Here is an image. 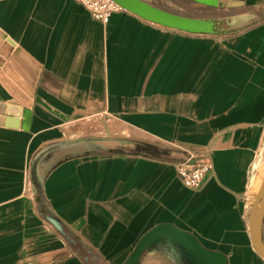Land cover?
<instances>
[{"label": "crops", "instance_id": "1", "mask_svg": "<svg viewBox=\"0 0 264 264\" xmlns=\"http://www.w3.org/2000/svg\"><path fill=\"white\" fill-rule=\"evenodd\" d=\"M234 1L261 20L217 37L124 9L101 22L75 0H0V264H123L160 223L228 264H264L249 236L264 0ZM196 158L212 168L191 189L176 164Z\"/></svg>", "mask_w": 264, "mask_h": 264}, {"label": "water", "instance_id": "2", "mask_svg": "<svg viewBox=\"0 0 264 264\" xmlns=\"http://www.w3.org/2000/svg\"><path fill=\"white\" fill-rule=\"evenodd\" d=\"M120 8L129 11L144 20L165 27L189 33H214L213 21L210 19L195 18L176 14L161 9L144 0H111ZM209 6H217L218 0H192ZM7 115L17 116L19 107L6 105ZM49 222L59 231L61 224L54 218L48 217ZM264 175L259 187L254 194L251 204L249 220V236L253 249L264 257ZM169 243L173 248L179 249L182 264H228V259L219 250H213L203 246L196 236L171 223H160L142 234L133 249L130 251L123 264H140L144 255L161 243Z\"/></svg>", "mask_w": 264, "mask_h": 264}, {"label": "rangeland", "instance_id": "3", "mask_svg": "<svg viewBox=\"0 0 264 264\" xmlns=\"http://www.w3.org/2000/svg\"><path fill=\"white\" fill-rule=\"evenodd\" d=\"M159 8L188 17L210 19L213 21L214 33L217 37H229L241 34L250 26L259 22L260 15L247 6L234 0H221L217 6H209L192 0H144ZM122 9V8H121ZM203 34V33H202ZM91 134L104 133L96 125L90 124L86 130ZM108 133V132H106ZM120 133L128 135L129 132L121 130ZM137 148L136 145L132 149ZM140 148V146H138ZM255 194V193H254ZM254 194L253 197H254ZM28 262V261H27ZM28 264V263H27ZM34 264V263H31ZM140 264H175L158 251L147 252Z\"/></svg>", "mask_w": 264, "mask_h": 264}, {"label": "built area", "instance_id": "4", "mask_svg": "<svg viewBox=\"0 0 264 264\" xmlns=\"http://www.w3.org/2000/svg\"><path fill=\"white\" fill-rule=\"evenodd\" d=\"M89 12L91 17L101 22H107L109 14L121 9L111 0H75ZM212 164L208 159L196 158L193 161L185 159L176 164V172L182 183L191 189L202 183Z\"/></svg>", "mask_w": 264, "mask_h": 264}, {"label": "flooded vegetation", "instance_id": "5", "mask_svg": "<svg viewBox=\"0 0 264 264\" xmlns=\"http://www.w3.org/2000/svg\"><path fill=\"white\" fill-rule=\"evenodd\" d=\"M154 251H158L167 259L171 260L175 264H182L183 260L179 255V249L173 248L169 243H161L153 248Z\"/></svg>", "mask_w": 264, "mask_h": 264}]
</instances>
